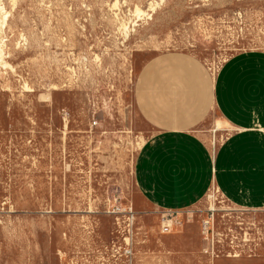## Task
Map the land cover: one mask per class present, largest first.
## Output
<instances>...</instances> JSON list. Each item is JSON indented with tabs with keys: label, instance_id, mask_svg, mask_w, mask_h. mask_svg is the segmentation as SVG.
<instances>
[{
	"label": "rangeland",
	"instance_id": "obj_1",
	"mask_svg": "<svg viewBox=\"0 0 264 264\" xmlns=\"http://www.w3.org/2000/svg\"><path fill=\"white\" fill-rule=\"evenodd\" d=\"M249 50L264 0H0V264H264V210L212 188L163 234L134 177L141 69L182 54L213 80Z\"/></svg>",
	"mask_w": 264,
	"mask_h": 264
},
{
	"label": "crops",
	"instance_id": "obj_2",
	"mask_svg": "<svg viewBox=\"0 0 264 264\" xmlns=\"http://www.w3.org/2000/svg\"><path fill=\"white\" fill-rule=\"evenodd\" d=\"M134 106L152 130L134 164L144 205L179 214L214 188L235 208L264 210V50L232 55L213 80L186 55H159L136 79ZM212 112L228 130L215 148Z\"/></svg>",
	"mask_w": 264,
	"mask_h": 264
},
{
	"label": "built area",
	"instance_id": "obj_3",
	"mask_svg": "<svg viewBox=\"0 0 264 264\" xmlns=\"http://www.w3.org/2000/svg\"><path fill=\"white\" fill-rule=\"evenodd\" d=\"M161 219H162L161 220L162 233L163 234L170 233V231H171V229L173 227V224H175L174 215L171 214V213H163ZM209 224H210V222L208 221L206 223V226H205V229L207 230L206 231V234L207 235H208V229H207V227H208ZM230 244H232L233 246L232 245L230 246V248H231L232 251L229 252L228 257L239 258L240 255H241V253H240V251L238 249V246H235L234 245V242H230ZM213 250H214V246H213Z\"/></svg>",
	"mask_w": 264,
	"mask_h": 264
},
{
	"label": "bare ground",
	"instance_id": "obj_4",
	"mask_svg": "<svg viewBox=\"0 0 264 264\" xmlns=\"http://www.w3.org/2000/svg\"><path fill=\"white\" fill-rule=\"evenodd\" d=\"M153 3H154V2H153ZM150 5H151V4H150ZM151 9L154 10V5L151 6ZM136 13H137L138 16H140L141 11H140L139 9H137V10H136ZM120 24H121V23H120ZM120 26H121V25H120ZM125 26H126V25H125ZM122 27H123V26H122ZM122 29H123V28H122ZM123 30H124V29H123ZM126 32H127V31H126ZM126 32H125V33H126ZM0 55H1V52H0ZM225 125H226V124L223 123V122H218L217 125H216V126H217V130H221V129H222L221 127H222V126H225ZM214 131H215V130H214ZM233 131H234V130H233ZM214 133H215V132H214ZM98 138H99V137H98ZM129 147H131V146H129ZM213 148H214V147H213Z\"/></svg>",
	"mask_w": 264,
	"mask_h": 264
}]
</instances>
